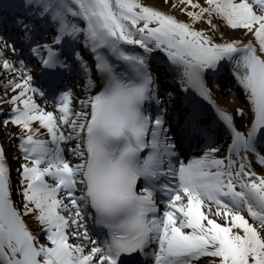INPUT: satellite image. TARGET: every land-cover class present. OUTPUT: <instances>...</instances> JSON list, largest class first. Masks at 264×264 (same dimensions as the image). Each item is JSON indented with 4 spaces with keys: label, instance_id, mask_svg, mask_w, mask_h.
Listing matches in <instances>:
<instances>
[{
    "label": "snow or ice",
    "instance_id": "snow-or-ice-1",
    "mask_svg": "<svg viewBox=\"0 0 264 264\" xmlns=\"http://www.w3.org/2000/svg\"><path fill=\"white\" fill-rule=\"evenodd\" d=\"M0 113V264H264V0H0Z\"/></svg>",
    "mask_w": 264,
    "mask_h": 264
},
{
    "label": "bare ground",
    "instance_id": "bare-ground-1",
    "mask_svg": "<svg viewBox=\"0 0 264 264\" xmlns=\"http://www.w3.org/2000/svg\"><path fill=\"white\" fill-rule=\"evenodd\" d=\"M222 91H226V90H222ZM218 95V98L221 100V102H223V100H222V97H221V91H220V94H217ZM227 107H231L229 104H227V103H224ZM13 130H15V129H13Z\"/></svg>",
    "mask_w": 264,
    "mask_h": 264
}]
</instances>
